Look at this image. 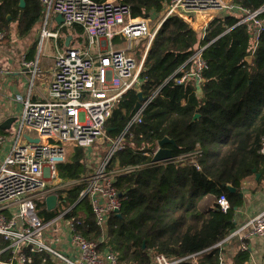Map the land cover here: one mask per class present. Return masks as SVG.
Segmentation results:
<instances>
[{
    "label": "built area",
    "instance_id": "built-area-1",
    "mask_svg": "<svg viewBox=\"0 0 264 264\" xmlns=\"http://www.w3.org/2000/svg\"><path fill=\"white\" fill-rule=\"evenodd\" d=\"M42 3L44 17L37 35L40 52L37 59L23 57L22 65L32 79L25 95L18 96L22 107L18 124L13 128L15 135L0 160V236L8 242L0 250V264H34L29 253L39 255L40 264L49 260L58 264H137L120 261L109 246L98 248L107 240L112 215L122 208L117 179L164 163L193 165L201 170L204 151L197 143L191 151L155 161L162 147L158 140L153 151L145 152L149 161L114 166V157L135 136L134 128L143 122V112L152 97L147 96L138 110L134 106L119 133H109L108 124L116 121L115 115L126 104L130 92L143 91L144 61L166 19L177 16L205 35L214 20L239 16L237 24L247 25L255 50L264 33V5L251 10L238 0H167L160 13L161 20L153 25L150 15L134 17L131 5L124 0H42ZM59 15L63 17L61 24L57 22ZM55 25H59L57 30ZM74 25L82 27V32L65 45L67 35L62 29ZM115 36L128 40V47L114 48ZM5 37L6 33L0 31V44ZM50 39L55 40L56 47L50 56L52 66L45 71L41 55L45 54ZM134 40H145L139 56L133 52ZM94 45L98 52H93ZM204 48L190 58V68L180 69L181 74L174 77L177 84L195 81L201 87L204 70L208 68ZM36 87L42 92H36ZM35 96L40 99L35 100ZM262 139L260 152L264 154ZM8 143V136H0L1 146ZM75 148L86 151L85 171L74 178H63L60 165ZM77 187L81 190L72 199L68 191ZM51 195L57 196V203L49 209L47 198ZM83 199L88 200L102 231L98 239L84 235L79 230L81 222L71 216ZM214 204L224 212L231 206L226 194H221ZM41 210L56 211V215L45 221L39 214ZM255 236H264V209L226 239L237 237L244 241ZM4 250L9 255L7 259L1 256ZM152 260V264H175L182 259L171 260L164 254H156ZM220 264L225 262L222 260Z\"/></svg>",
    "mask_w": 264,
    "mask_h": 264
},
{
    "label": "trees",
    "instance_id": "trees-1",
    "mask_svg": "<svg viewBox=\"0 0 264 264\" xmlns=\"http://www.w3.org/2000/svg\"><path fill=\"white\" fill-rule=\"evenodd\" d=\"M124 1L131 5L134 17H145L161 13L167 0ZM238 1L251 10L264 5V0ZM20 2L0 0V31L6 33L2 44L10 41L13 24L20 36H26L44 17L42 0H25L24 7ZM239 20L236 15L216 19L205 35L177 16L163 22L141 73L143 93L152 98L143 112V122L134 128L135 136L112 165L149 161L145 152L153 151L156 141L168 137L175 141L166 145L174 155L191 151L200 143L204 151L201 170L164 163L118 178L122 208L120 215H112L107 240L99 244V250L109 246L120 261L137 264H152L156 254L182 259L175 264H220L222 260L244 264L247 260L246 253L238 251L231 263L223 257L226 242L217 246L236 226L234 215L243 204V182L251 178L260 185L264 180V154L260 152L264 137V33L254 50L247 25L237 24ZM73 27L82 32L79 25ZM202 47L208 68L200 96L195 81L177 84L174 77L181 74L180 69L190 68V58ZM140 53L139 49L137 55ZM127 98L115 115L116 121L108 124L111 134L119 133L134 112L137 92H130ZM85 160L86 151L75 148L60 165L61 177L79 176L85 171ZM80 190L77 187L68 193L76 199ZM221 194L229 198L227 212L214 204ZM208 198L211 205L205 204ZM39 214L47 221L56 211L41 210ZM71 216L81 222L79 230L89 239L99 238L102 231L88 200L83 199ZM7 246L0 236V250ZM29 254L34 264H39L40 256ZM1 256L7 259V250Z\"/></svg>",
    "mask_w": 264,
    "mask_h": 264
},
{
    "label": "crops",
    "instance_id": "crops-1",
    "mask_svg": "<svg viewBox=\"0 0 264 264\" xmlns=\"http://www.w3.org/2000/svg\"><path fill=\"white\" fill-rule=\"evenodd\" d=\"M57 22L61 24L63 21L60 22L57 18ZM40 23H38L35 27L36 36L38 35ZM69 28L71 29V31H69L68 29H64L63 31V34H66L67 38L69 36L73 38L81 34V31L76 30L73 26ZM62 41L63 39H60V45H62ZM92 50L93 52H98L97 47H95V45L92 46ZM53 53L47 54L45 52L44 54L48 58L47 62L44 64L45 71H48L52 66V60L50 59V56L53 55ZM134 53L136 54L137 50H135ZM23 57L33 59L29 58L28 54H24L20 59H15L14 62L10 61L8 63V66L4 65V63L2 62L4 61L3 59H0V136L9 135V133L15 127V124L13 125L15 119L10 125H7L6 127H4L3 125L9 118H12L14 116L16 117L17 112L22 107V102L18 96L25 95L29 87L30 79L26 77L27 74L31 75V73L23 67ZM37 92H42V90L38 89ZM34 99L37 100L40 98L38 96H35ZM10 142L11 141L9 140L8 144L2 146L0 145V160L5 155ZM241 195L243 196V204L239 208L235 209L234 220L236 226L234 230L238 228L241 224H244L245 222L249 221L253 216H255L264 209V180L259 185L257 182H255L254 179L248 178L243 182ZM224 243L226 258H228L231 263L234 262L233 260H231L232 256H234L238 251H244L247 255V260L244 262V264H264V236H255L244 241L240 240L239 238L236 239L235 237H233L225 239L223 244ZM243 244H245L246 248H243ZM40 263L41 261L39 260V264ZM45 264L58 263L49 260Z\"/></svg>",
    "mask_w": 264,
    "mask_h": 264
},
{
    "label": "rangeland",
    "instance_id": "rangeland-1",
    "mask_svg": "<svg viewBox=\"0 0 264 264\" xmlns=\"http://www.w3.org/2000/svg\"><path fill=\"white\" fill-rule=\"evenodd\" d=\"M152 19H153V25H155L156 23H158L161 20V15L160 13H153L151 15ZM59 28V25H55L54 29L57 30ZM64 29H68L69 31H71V29L69 27H64L62 29V32L64 31ZM16 30V24H13V29L12 32L10 34V41L6 44H0V59H3L4 61H2L4 63V65L8 66V63L10 61H15V59H20L24 54H28L29 58H33V59H37L38 54L40 52V41L38 39V37L36 36V29L32 30L30 33H28L26 36L20 37L18 35V32ZM200 36V35H199ZM145 40H134L131 42L132 47L134 48L133 52L137 49H141L144 45ZM112 44L114 47H128L129 45V41L124 39V38H120L118 36H115L112 39ZM56 47V42L54 39H50L48 42V49L46 50V53H53L54 52V48ZM3 52V53H2ZM130 53V52H128ZM47 57L46 55H44L42 53L41 55V66L44 68V64L47 62ZM30 80L32 79V75L27 74V77ZM35 91H38V88H35ZM21 110V109H20ZM20 110L17 112L15 121L13 122V125L16 127L18 124V120H17V116L20 112ZM15 132L14 130H12L9 135H7L9 137V140L11 141L12 137H14ZM206 205H211L212 204V200H210V198H208L205 202ZM223 257H226V254L223 253Z\"/></svg>",
    "mask_w": 264,
    "mask_h": 264
},
{
    "label": "water",
    "instance_id": "water-1",
    "mask_svg": "<svg viewBox=\"0 0 264 264\" xmlns=\"http://www.w3.org/2000/svg\"><path fill=\"white\" fill-rule=\"evenodd\" d=\"M25 5H26L25 0H21V2H20V6H21V7H24ZM9 18H10V17H9ZM58 20H59L60 22L63 21V17H62V15H59V16H58ZM70 40H71V36H69V37L67 38V42H66L67 45H69ZM248 59L251 61V60H252V56H249ZM198 93H199L200 96L203 95V90H202V88H201L200 86H198ZM138 97H139V98H138V101H137V103H136V105H135V109H136V110H138V109L141 107L142 102H144V101H146V100L148 99V97H147L146 95H144L143 91H140V92L138 93ZM198 115H199V114H197L196 117H197ZM14 119H15L14 117L9 118V119L5 122V124H4L3 126L6 127L7 125H10V124L14 121ZM159 142H160V144H161L162 147H161V149L158 151V153L155 155L154 160H155V161H160V160H162V159H164V158L172 157V155H173L172 149L166 147V145H167V144H174L175 141H174L173 139H171V138L166 137V138L160 140ZM231 189H232L233 191H235V188H231ZM56 203H57V196H56V195H51V196H49V197L47 198V206H48L49 209L54 208V207L56 206ZM117 214L120 215V212H118ZM219 244H220V243H218L217 246H219Z\"/></svg>",
    "mask_w": 264,
    "mask_h": 264
}]
</instances>
